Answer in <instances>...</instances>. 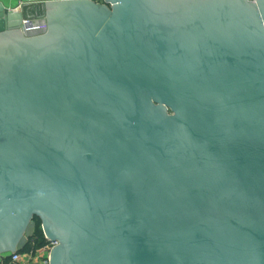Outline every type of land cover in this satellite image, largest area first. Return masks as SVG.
Here are the masks:
<instances>
[{
	"label": "water",
	"instance_id": "1",
	"mask_svg": "<svg viewBox=\"0 0 264 264\" xmlns=\"http://www.w3.org/2000/svg\"><path fill=\"white\" fill-rule=\"evenodd\" d=\"M0 2V255L264 264V0Z\"/></svg>",
	"mask_w": 264,
	"mask_h": 264
},
{
	"label": "built area",
	"instance_id": "2",
	"mask_svg": "<svg viewBox=\"0 0 264 264\" xmlns=\"http://www.w3.org/2000/svg\"><path fill=\"white\" fill-rule=\"evenodd\" d=\"M95 1L103 2L104 0ZM249 1L257 2V0ZM21 30L27 36L43 35L48 31L47 19L45 17H35L28 13L23 18ZM44 238L46 239V243L41 247L29 251L17 249L14 252L0 255V264H50L52 249L54 246H57L59 242L49 239L45 234Z\"/></svg>",
	"mask_w": 264,
	"mask_h": 264
},
{
	"label": "crops",
	"instance_id": "3",
	"mask_svg": "<svg viewBox=\"0 0 264 264\" xmlns=\"http://www.w3.org/2000/svg\"><path fill=\"white\" fill-rule=\"evenodd\" d=\"M51 0H0L5 6L9 8H18L19 6L26 5L27 13H37L40 12V4L42 2H47Z\"/></svg>",
	"mask_w": 264,
	"mask_h": 264
},
{
	"label": "trees",
	"instance_id": "4",
	"mask_svg": "<svg viewBox=\"0 0 264 264\" xmlns=\"http://www.w3.org/2000/svg\"><path fill=\"white\" fill-rule=\"evenodd\" d=\"M35 221H36L35 232L33 236L29 239L26 246L23 248V251H29L31 249L41 247L46 243V239L44 238V233L41 226V220L38 217H36Z\"/></svg>",
	"mask_w": 264,
	"mask_h": 264
},
{
	"label": "rangeland",
	"instance_id": "5",
	"mask_svg": "<svg viewBox=\"0 0 264 264\" xmlns=\"http://www.w3.org/2000/svg\"><path fill=\"white\" fill-rule=\"evenodd\" d=\"M100 2V1H99ZM102 2V1H101Z\"/></svg>",
	"mask_w": 264,
	"mask_h": 264
}]
</instances>
